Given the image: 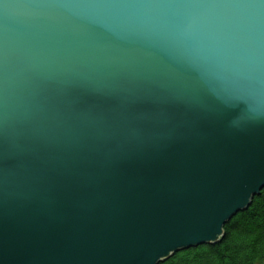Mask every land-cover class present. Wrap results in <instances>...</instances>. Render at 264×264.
Returning <instances> with one entry per match:
<instances>
[{"label":"water","instance_id":"water-1","mask_svg":"<svg viewBox=\"0 0 264 264\" xmlns=\"http://www.w3.org/2000/svg\"><path fill=\"white\" fill-rule=\"evenodd\" d=\"M263 188L264 5L0 0V264H159Z\"/></svg>","mask_w":264,"mask_h":264},{"label":"trees","instance_id":"trees-1","mask_svg":"<svg viewBox=\"0 0 264 264\" xmlns=\"http://www.w3.org/2000/svg\"><path fill=\"white\" fill-rule=\"evenodd\" d=\"M264 264V188L235 214L216 243L176 252L159 264Z\"/></svg>","mask_w":264,"mask_h":264},{"label":"snow or ice","instance_id":"snow-or-ice-1","mask_svg":"<svg viewBox=\"0 0 264 264\" xmlns=\"http://www.w3.org/2000/svg\"><path fill=\"white\" fill-rule=\"evenodd\" d=\"M75 6L94 9L136 8V7H177L187 9H214L257 7L264 5V0H73ZM198 18L190 20L182 30L184 36L196 34ZM200 51L204 58L222 72L233 71L225 47L218 36L203 37Z\"/></svg>","mask_w":264,"mask_h":264},{"label":"bare ground","instance_id":"bare-ground-1","mask_svg":"<svg viewBox=\"0 0 264 264\" xmlns=\"http://www.w3.org/2000/svg\"><path fill=\"white\" fill-rule=\"evenodd\" d=\"M206 244L208 245V243H204V244H200V245H196V246H192V247H198V246L206 245ZM209 244H213V243H209ZM192 247H191V248H192ZM180 251H181V250H180ZM177 252H179V251H177ZM175 253H176V252H175ZM175 253H174V254H175Z\"/></svg>","mask_w":264,"mask_h":264},{"label":"rangeland","instance_id":"rangeland-1","mask_svg":"<svg viewBox=\"0 0 264 264\" xmlns=\"http://www.w3.org/2000/svg\"><path fill=\"white\" fill-rule=\"evenodd\" d=\"M263 264V263H262Z\"/></svg>","mask_w":264,"mask_h":264}]
</instances>
